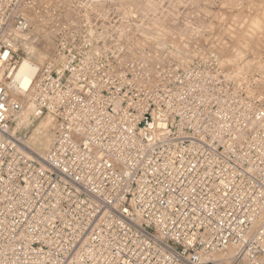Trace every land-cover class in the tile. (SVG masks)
Returning <instances> with one entry per match:
<instances>
[{
	"label": "built area",
	"instance_id": "obj_1",
	"mask_svg": "<svg viewBox=\"0 0 264 264\" xmlns=\"http://www.w3.org/2000/svg\"><path fill=\"white\" fill-rule=\"evenodd\" d=\"M114 4L55 0L54 51L20 91L40 8L0 0V264H264L255 58L138 61ZM28 104L58 124L42 155L14 126Z\"/></svg>",
	"mask_w": 264,
	"mask_h": 264
},
{
	"label": "rangeland",
	"instance_id": "obj_2",
	"mask_svg": "<svg viewBox=\"0 0 264 264\" xmlns=\"http://www.w3.org/2000/svg\"><path fill=\"white\" fill-rule=\"evenodd\" d=\"M109 1L131 6L130 11L126 12L129 19H124L122 24L130 27L131 35L127 42L136 60L190 63L210 50L224 62L253 56L255 59L252 61L257 68L251 71L247 69L244 74L255 76L264 91V0ZM54 3L55 0H38L40 13L32 15L35 22L32 21V28L19 42V55L22 58L42 64L52 55L54 47L51 45L44 60L38 62L33 59L34 53L30 47L45 44V40L38 36L43 33L40 27L46 28L44 11ZM27 117L28 121L14 124L26 146L37 125L45 118L34 119L31 113ZM56 129L49 132L51 137Z\"/></svg>",
	"mask_w": 264,
	"mask_h": 264
},
{
	"label": "bare ground",
	"instance_id": "obj_3",
	"mask_svg": "<svg viewBox=\"0 0 264 264\" xmlns=\"http://www.w3.org/2000/svg\"><path fill=\"white\" fill-rule=\"evenodd\" d=\"M37 2H38V0H37ZM31 15H32V13H31ZM34 15L36 16V14H34ZM31 21H33V19H31ZM33 22H35V21H33ZM40 28H41V32H43V33H41V35L38 36V38L45 40V44L42 46H38L39 45L38 44L37 46L39 48L37 46H35V47L31 46L30 47V49L34 53L33 59L37 60L38 62H41L44 60V58L46 57L45 53L47 52V49H49L51 47V45L52 46L54 45V44H52V39H51V36L49 35V33L45 32L44 28H42V27H40ZM42 43H40V44H42ZM47 46H48V48H45ZM262 69H264V68H262ZM241 72L243 73V71H241ZM35 74H36L35 66L32 63H30V60H28L27 58H24L20 64L18 70L16 71V74H15L18 86L20 88V91H23L24 89H26L29 86V84L31 83ZM261 92L264 95V91L261 90ZM25 96H27V95H25ZM29 105L30 104H28V108L21 113L22 114L21 116L15 117L14 120L18 125H20L23 122L28 121L27 114L31 113V109H30ZM32 117L34 119L36 118L33 115H32ZM44 117H43L44 119L37 125L34 134L30 136L28 143H27L29 146V147L27 146L28 149L37 155H42L49 148V146L52 142V138H53V137H51V134L49 132H51V130L53 128H55V127L57 128V126H58L56 120L51 115L45 114Z\"/></svg>",
	"mask_w": 264,
	"mask_h": 264
}]
</instances>
